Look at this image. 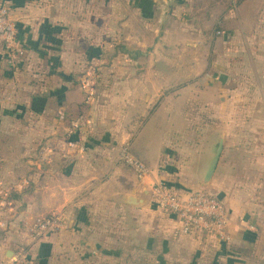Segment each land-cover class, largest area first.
<instances>
[{"label": "crops", "instance_id": "crops-1", "mask_svg": "<svg viewBox=\"0 0 264 264\" xmlns=\"http://www.w3.org/2000/svg\"><path fill=\"white\" fill-rule=\"evenodd\" d=\"M231 1L235 9L223 17L228 31L222 32V72L215 69L218 76L207 77L203 93L196 84L166 92L161 70L131 75L137 64H148L141 51L136 54L144 61L114 59L104 68L91 54L94 45L86 43L85 29L74 33L70 27L83 19L71 17V2L0 0L25 50L12 66L0 49V191H12L8 203L0 200V264H11L21 248L31 251L32 264H88L86 255H94L89 264H111L115 255H130L128 264H264V159L244 156L237 144L227 152L232 112L264 116V89L254 108L230 105L241 97L243 84L264 87V0ZM72 6L76 10V2ZM194 31L205 33L200 27ZM79 64L94 69L89 75L104 69L91 103L77 75L70 76ZM191 101L223 117V155L208 190L228 210L227 243L180 235L178 218L149 201L153 182L182 195L203 185L211 153L186 163L170 151L176 133L188 126ZM126 144L150 169L143 182L120 161ZM251 162L254 178L244 167ZM53 214L66 220V229L33 243L28 227Z\"/></svg>", "mask_w": 264, "mask_h": 264}, {"label": "rangeland", "instance_id": "rangeland-1", "mask_svg": "<svg viewBox=\"0 0 264 264\" xmlns=\"http://www.w3.org/2000/svg\"><path fill=\"white\" fill-rule=\"evenodd\" d=\"M65 1L69 4L71 2L68 6L71 17H75L77 14L83 17L80 21L74 20V25L70 26L74 28L73 32L78 33V29H85L87 35L84 36L83 34V37L86 43L94 45L91 48L93 49L91 54L95 55L96 60L100 59L105 62L104 68L106 67L108 70L111 68L110 62L114 59L127 62L129 59L133 60L136 57L139 61H144V58L136 54V51H141L149 56V58L147 57L148 66L145 64V67H143L137 64V70L131 71V75H140L146 71H148L147 74H152L153 71L161 70L167 78L166 92L196 84L199 91L203 93L209 88L205 83L207 77L211 76V79H213L214 76H218V73H213L215 69L222 72L223 61L226 58L224 52L225 38L222 32L228 31L223 17L235 9L236 4L232 1ZM72 2H76V10L72 6ZM198 27L203 31L205 30V33L202 35L194 34V29ZM217 33L221 34L218 35ZM81 43L84 45L85 41L82 40ZM257 43L254 41L252 45H257ZM127 52H130V54ZM82 55L84 57L83 53ZM243 55H245V60L249 59V54L245 53ZM237 63L238 61H236ZM87 64L88 61L84 62V65ZM122 65L126 66L125 63ZM79 66L76 72L72 70L70 76L77 75V82L88 96L93 86L95 92L97 86L99 90V81L103 77L102 72L104 69L102 71L98 70L96 75H89L90 72H94V69L84 68L83 64H79ZM100 66L98 67L100 68ZM113 68L115 69V67ZM253 70L252 67L249 70L251 73L250 78H253ZM218 81H220L219 78ZM85 83H90L92 87L86 84L87 86L83 88ZM227 85L230 88L234 86V84L228 83ZM261 89H264V87L243 84V89L238 90L241 97H235L230 105L232 107H248L249 105L250 108H254L258 103L260 104L258 94H260ZM206 112L204 103L189 102L186 115L188 126H184L181 132L176 133L175 144L170 146L171 157H174L178 162H194L196 158L205 155L206 151L209 154L211 153L213 157V151L223 138V117L218 115H213V117ZM229 120L231 124V130L229 131L231 132H227V152L230 149L233 150V145L237 144L244 156L252 158L261 156L264 159V129L263 132L260 131V120L264 126V116L259 117L244 113L239 115L238 112H235V114L232 112V116L227 122ZM186 127L187 129H185ZM229 145H232V147L230 148ZM236 151L238 153L239 148ZM222 155L223 151L220 161ZM255 166L251 162L244 167L253 176L257 171ZM188 180L192 181L190 177H188ZM209 185L210 183L207 185L203 183L197 189L208 190ZM94 218H98V216ZM112 229L116 230L115 228ZM120 251V253H124L123 249ZM89 256L94 255L84 256L87 258L88 264L91 262ZM96 256L98 263V255ZM129 257L127 255H115L117 259H113L111 264H124V262L128 264L131 262ZM218 263L224 264L222 262Z\"/></svg>", "mask_w": 264, "mask_h": 264}, {"label": "built area", "instance_id": "built-area-1", "mask_svg": "<svg viewBox=\"0 0 264 264\" xmlns=\"http://www.w3.org/2000/svg\"><path fill=\"white\" fill-rule=\"evenodd\" d=\"M0 49L6 56L8 64L15 66L16 62L25 56L24 48L19 44L17 29L11 18L9 7L0 3ZM90 83H85L83 88ZM94 86L86 101H93ZM62 117L64 115H61ZM120 161L132 170L136 179L143 182L150 175L149 167L124 145L120 151ZM11 190L0 191V200H9ZM149 201L164 213L175 215L179 222V232L182 236L206 235L218 241H230L228 229L230 216L223 201L211 191L199 189L191 194L182 195L165 182H153L149 188ZM66 229V220L57 214L39 217L28 227V237L33 243H38L49 235L61 233ZM11 264H32L31 251L21 248L14 253Z\"/></svg>", "mask_w": 264, "mask_h": 264}, {"label": "water", "instance_id": "water-1", "mask_svg": "<svg viewBox=\"0 0 264 264\" xmlns=\"http://www.w3.org/2000/svg\"><path fill=\"white\" fill-rule=\"evenodd\" d=\"M223 146H224V139L221 138V140L218 143V146L213 151V157L209 163L208 169L206 171V174H205V177L203 180L204 185H207L208 183H210V181H211V179H212V177L216 171L217 165L219 163V159L221 157V153L223 151ZM132 203H135L134 199L132 200Z\"/></svg>", "mask_w": 264, "mask_h": 264}, {"label": "trees", "instance_id": "trees-1", "mask_svg": "<svg viewBox=\"0 0 264 264\" xmlns=\"http://www.w3.org/2000/svg\"><path fill=\"white\" fill-rule=\"evenodd\" d=\"M129 54V52H127Z\"/></svg>", "mask_w": 264, "mask_h": 264}]
</instances>
